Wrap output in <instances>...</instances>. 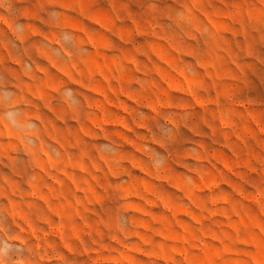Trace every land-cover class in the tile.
I'll use <instances>...</instances> for the list:
<instances>
[{"label":"rangeland","instance_id":"obj_1","mask_svg":"<svg viewBox=\"0 0 264 264\" xmlns=\"http://www.w3.org/2000/svg\"><path fill=\"white\" fill-rule=\"evenodd\" d=\"M0 264H264V0H0Z\"/></svg>","mask_w":264,"mask_h":264},{"label":"bare ground","instance_id":"obj_2","mask_svg":"<svg viewBox=\"0 0 264 264\" xmlns=\"http://www.w3.org/2000/svg\"><path fill=\"white\" fill-rule=\"evenodd\" d=\"M71 186V185H70ZM62 192V191H61Z\"/></svg>","mask_w":264,"mask_h":264}]
</instances>
